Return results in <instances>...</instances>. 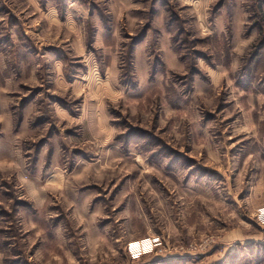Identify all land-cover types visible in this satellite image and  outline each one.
<instances>
[{"label": "rangeland", "instance_id": "374dc122", "mask_svg": "<svg viewBox=\"0 0 264 264\" xmlns=\"http://www.w3.org/2000/svg\"><path fill=\"white\" fill-rule=\"evenodd\" d=\"M38 1L0 0V83L68 190L0 171V264H264V0Z\"/></svg>", "mask_w": 264, "mask_h": 264}, {"label": "crops", "instance_id": "0c3cea01", "mask_svg": "<svg viewBox=\"0 0 264 264\" xmlns=\"http://www.w3.org/2000/svg\"><path fill=\"white\" fill-rule=\"evenodd\" d=\"M31 5L34 6L36 10H38V8L42 10L41 4L39 3L38 0H35L34 4H31ZM55 10L53 9V7H50V6L47 9L43 8V11L45 13L51 15L54 20L55 18L58 20L59 18L57 15V11ZM239 18H241V13L239 14ZM221 22L223 23V21ZM164 50H165L164 52H166L168 57L172 58V53L169 51V49L164 48ZM137 61L140 64V59L138 55H137ZM59 64H61V62H58V65ZM0 66H2V64ZM147 69L148 68H147L146 62L142 64L141 68H139L140 76L142 80H145V77L147 76ZM108 71L112 75L111 82L116 83V78L119 73V71H117L116 69V66H115V70L113 66L107 68V71H105V73H107ZM33 78H34V75L30 77L31 80ZM56 80H57L56 85L59 89H65V87L69 86V83L66 81L60 65L58 67ZM14 84L15 82L13 80H10V77L6 78L5 81L0 83V115L2 114L5 115L3 116V119H5L4 124H5V127H7L6 133L0 139V171L6 173L7 176L13 177L15 181L17 182L16 185L18 184L17 186H20L21 189L24 190L25 195H27L30 199H32L35 207L39 209V208H43L45 202H47L48 197L52 193L53 189L56 188V189H61V190L66 191L68 190V188H65L64 186L59 188V186H57V184L60 183L62 179L61 177L57 176V174H54L53 176H50L49 174L47 177H44V178L38 175L40 174L39 172L42 171L44 167L42 166L43 165L42 159H41V163H40V160L38 162L37 174L31 175L26 171V164H27L26 158L24 156V153H21L22 151L20 147L16 145L23 141L21 134L22 132L26 131V124L22 125L24 129L23 130L21 129V131L18 133H14V132L11 133V131L9 132V129L11 130L12 123H11V116H9V113H8L9 112L8 100L10 99L9 94L10 93L11 95L13 94L11 87ZM58 85H60V87ZM90 86L84 89L83 93H86L87 91H89V89H91ZM80 89L81 87H77V89L75 88L74 91L80 90ZM106 89L107 90L112 89L111 85H110V89L104 88V90ZM1 121L3 120H0V123H2ZM101 125L104 126L105 122L103 121ZM45 153L46 152H42L41 156H44Z\"/></svg>", "mask_w": 264, "mask_h": 264}, {"label": "built area", "instance_id": "2783aa9c", "mask_svg": "<svg viewBox=\"0 0 264 264\" xmlns=\"http://www.w3.org/2000/svg\"><path fill=\"white\" fill-rule=\"evenodd\" d=\"M262 214H263V216H264V212H262ZM262 214H261V215H262ZM263 216H260V217L263 219V223H264V218H263ZM145 243H146V242H143L142 245H144ZM138 244H139V243H138ZM139 245H141V244H139Z\"/></svg>", "mask_w": 264, "mask_h": 264}]
</instances>
